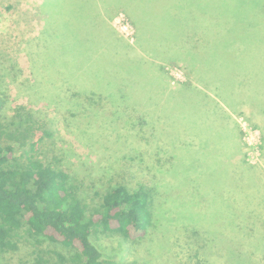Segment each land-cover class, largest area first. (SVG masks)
Listing matches in <instances>:
<instances>
[{
	"label": "rangeland",
	"instance_id": "rangeland-1",
	"mask_svg": "<svg viewBox=\"0 0 264 264\" xmlns=\"http://www.w3.org/2000/svg\"><path fill=\"white\" fill-rule=\"evenodd\" d=\"M74 1L0 0V116L38 122L35 155L89 208L118 183L153 192L143 240L91 235L104 258L264 264V0ZM80 77L92 105L65 100ZM33 250L0 264H37Z\"/></svg>",
	"mask_w": 264,
	"mask_h": 264
},
{
	"label": "trees",
	"instance_id": "trees-1",
	"mask_svg": "<svg viewBox=\"0 0 264 264\" xmlns=\"http://www.w3.org/2000/svg\"><path fill=\"white\" fill-rule=\"evenodd\" d=\"M148 1L140 7L142 15L145 11L151 14L159 1L169 0ZM74 2L80 5L88 0ZM142 2L146 1H139ZM150 3L153 6L148 7ZM69 81L72 82L64 78L61 83L68 86ZM85 81L83 77L74 79L65 90V100L94 104L93 98L101 97L100 93L91 89V80ZM20 109L9 122L0 116V254L17 251L25 239L34 248L37 264H50L52 256L57 259L52 264H118L103 257L91 235L100 229L124 240H143L149 228L154 227L153 192L143 186L130 189L118 183L104 191H92L97 204L89 208L81 195V180H74L65 170L35 155L37 143L32 138L38 122L21 116ZM8 126L14 128L10 130ZM42 254L49 258L44 259Z\"/></svg>",
	"mask_w": 264,
	"mask_h": 264
},
{
	"label": "crops",
	"instance_id": "crops-1",
	"mask_svg": "<svg viewBox=\"0 0 264 264\" xmlns=\"http://www.w3.org/2000/svg\"><path fill=\"white\" fill-rule=\"evenodd\" d=\"M133 2H131V3L133 4ZM135 3H136L137 8H139V6H138L139 5V2H135ZM238 162H239L238 164H240L241 161H238Z\"/></svg>",
	"mask_w": 264,
	"mask_h": 264
}]
</instances>
